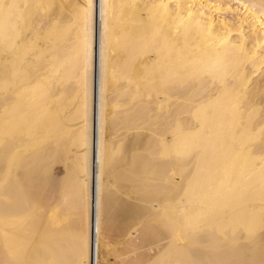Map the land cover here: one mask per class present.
Returning a JSON list of instances; mask_svg holds the SVG:
<instances>
[{
    "label": "bare ground",
    "instance_id": "6f19581e",
    "mask_svg": "<svg viewBox=\"0 0 264 264\" xmlns=\"http://www.w3.org/2000/svg\"><path fill=\"white\" fill-rule=\"evenodd\" d=\"M115 260L264 264V0H0V264Z\"/></svg>",
    "mask_w": 264,
    "mask_h": 264
},
{
    "label": "rangeland",
    "instance_id": "374dc122",
    "mask_svg": "<svg viewBox=\"0 0 264 264\" xmlns=\"http://www.w3.org/2000/svg\"><path fill=\"white\" fill-rule=\"evenodd\" d=\"M125 197H123V200H126V199H124ZM114 262V261H113ZM119 262H118V260H115V262H114V264H118Z\"/></svg>",
    "mask_w": 264,
    "mask_h": 264
}]
</instances>
